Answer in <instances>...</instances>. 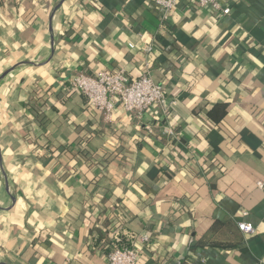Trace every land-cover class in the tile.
Listing matches in <instances>:
<instances>
[{"label": "crops", "instance_id": "crops-1", "mask_svg": "<svg viewBox=\"0 0 264 264\" xmlns=\"http://www.w3.org/2000/svg\"><path fill=\"white\" fill-rule=\"evenodd\" d=\"M224 3L178 0L163 23L146 0H0V264H109L96 243L117 220L137 264H264V0ZM147 64L174 104L101 115L89 144L112 157L91 189L102 173L76 130L91 108L71 79ZM32 136L50 144L37 158Z\"/></svg>", "mask_w": 264, "mask_h": 264}, {"label": "built area", "instance_id": "built-area-1", "mask_svg": "<svg viewBox=\"0 0 264 264\" xmlns=\"http://www.w3.org/2000/svg\"><path fill=\"white\" fill-rule=\"evenodd\" d=\"M98 3L100 0H90ZM155 2L162 12V22H166L176 8L178 0H146ZM201 7L211 8L215 14L227 16L231 9L224 0H197ZM129 47L134 49V44ZM146 54L153 51V45L146 46ZM71 89L86 96L89 107L98 111L107 123L113 122V116L118 108L133 116H141L146 111L157 107L163 112L174 104L173 100L165 95L164 87L153 79L149 65L137 79H132L125 68H119L114 72H98L89 74L85 71L77 72L71 79ZM152 132V128L146 127ZM262 185L260 184V187ZM239 229L246 235H254L256 229L247 223H240ZM143 242H149L150 237H141ZM109 264H137L139 253L135 249H117L106 255Z\"/></svg>", "mask_w": 264, "mask_h": 264}, {"label": "trees", "instance_id": "trees-1", "mask_svg": "<svg viewBox=\"0 0 264 264\" xmlns=\"http://www.w3.org/2000/svg\"><path fill=\"white\" fill-rule=\"evenodd\" d=\"M157 42H160L164 47L168 46V42H166L162 37H158ZM35 105H37L35 103ZM89 107V105H88ZM42 111V110H41ZM89 115H88V121L86 123H81L78 124V127H76L77 132L80 134L85 133L87 134V137H85L84 142H83V146L85 147V152H82L81 147L78 149V154L83 157V159L87 162L89 170L90 171H95V169H98L101 173L102 176H95L94 180H91V182H89L88 187L91 189H97L100 187L102 180L105 179V172L106 169L108 167V165L111 162V157H112V153L111 150L109 149H105V150H101L98 153L92 151L91 146L89 144L90 140L92 139L93 135H96L99 131H100V118H101V114L96 111V110H89ZM46 123H41L40 126L41 127H45ZM49 123V122H48ZM34 142L35 146L40 149L36 152L35 157H39L42 155L41 151H45L49 148V140L45 143H41L39 142V138H35V137H30L28 139V141ZM61 150V149H60ZM67 149H64L61 151V153L66 152ZM97 154V156H100V159H95V155ZM120 157L122 159H124L125 161L131 163V160H133L134 155L131 153H124V154H120ZM73 162L76 160H72ZM214 162V161H213ZM216 162V161H215ZM214 162V163H215ZM217 163V162H216ZM220 165V164H218ZM213 165H209L206 169L212 168ZM162 173L167 175L168 178H171L172 175L169 173L168 169H162ZM106 201H103L102 204L104 203V206L109 207L107 205V203H105ZM108 210V209H107ZM115 226L121 228L117 234L114 235L113 240L107 244H100V242L102 241V238H99V241L96 243V246L105 251V254H109L110 252L117 250V249H121V250H126V249H135L136 251H138L137 249V242H136V234L132 233V231H130L125 224L121 223L120 220L114 221ZM139 253V252H138Z\"/></svg>", "mask_w": 264, "mask_h": 264}, {"label": "water", "instance_id": "water-1", "mask_svg": "<svg viewBox=\"0 0 264 264\" xmlns=\"http://www.w3.org/2000/svg\"><path fill=\"white\" fill-rule=\"evenodd\" d=\"M54 45V44H53ZM53 49H54V47H53Z\"/></svg>", "mask_w": 264, "mask_h": 264}]
</instances>
